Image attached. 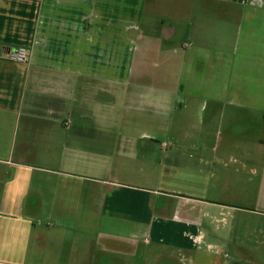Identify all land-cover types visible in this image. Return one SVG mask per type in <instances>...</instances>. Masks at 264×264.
Here are the masks:
<instances>
[{
    "label": "crops",
    "instance_id": "1",
    "mask_svg": "<svg viewBox=\"0 0 264 264\" xmlns=\"http://www.w3.org/2000/svg\"><path fill=\"white\" fill-rule=\"evenodd\" d=\"M125 1L0 0V264H264L251 224L264 222V0H197L182 30L198 85L180 109L211 107L171 121L168 139L210 120L217 136L211 160L176 147L201 154L194 167L157 163L150 143L92 156L108 85L141 35L146 0L127 19ZM18 47L24 64L7 59Z\"/></svg>",
    "mask_w": 264,
    "mask_h": 264
},
{
    "label": "rangeland",
    "instance_id": "2",
    "mask_svg": "<svg viewBox=\"0 0 264 264\" xmlns=\"http://www.w3.org/2000/svg\"><path fill=\"white\" fill-rule=\"evenodd\" d=\"M138 4L139 0L125 1L126 19L130 14H139ZM183 6H187L186 9H182ZM196 13L197 0H146L141 11V35L128 44L123 53L125 71L116 72L119 79L108 85L109 91L103 98L105 106L98 117L102 130L95 132L89 143L94 149L92 156L100 154L101 149L116 150L121 146L124 147L121 150H128L133 145L150 143L155 149L152 153L154 160L161 165H166L169 159L181 167L198 166L201 154L197 150L177 151L176 147L187 143L202 147L204 159L211 160L212 146L217 142L211 120L207 121L206 129L199 136L168 139V124L171 121L174 129L178 130L182 125L184 127L195 111L199 112L202 107L201 110L206 112L203 106L211 107L209 104H190L184 109V115L180 109V105L185 107L186 97L194 90L187 86L192 83L198 85L197 81H192L185 62V45L190 44L191 39L183 38L182 31L188 21L195 23ZM161 23L176 26L178 36L169 42L163 40L158 33ZM210 82L206 80V84L199 88L204 99L212 94ZM139 132L147 134L138 135ZM152 139L154 142L150 141ZM224 219L228 224L229 218L225 216ZM251 224L264 226L262 221L254 220Z\"/></svg>",
    "mask_w": 264,
    "mask_h": 264
},
{
    "label": "built area",
    "instance_id": "3",
    "mask_svg": "<svg viewBox=\"0 0 264 264\" xmlns=\"http://www.w3.org/2000/svg\"><path fill=\"white\" fill-rule=\"evenodd\" d=\"M7 59L13 63L24 64L28 61V49L26 47H18L10 50L7 54Z\"/></svg>",
    "mask_w": 264,
    "mask_h": 264
}]
</instances>
